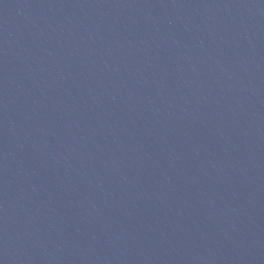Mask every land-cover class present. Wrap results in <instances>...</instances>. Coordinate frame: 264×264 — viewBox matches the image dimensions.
I'll list each match as a JSON object with an SVG mask.
<instances>
[{
    "label": "water",
    "instance_id": "1",
    "mask_svg": "<svg viewBox=\"0 0 264 264\" xmlns=\"http://www.w3.org/2000/svg\"><path fill=\"white\" fill-rule=\"evenodd\" d=\"M0 264H264V0H0Z\"/></svg>",
    "mask_w": 264,
    "mask_h": 264
}]
</instances>
